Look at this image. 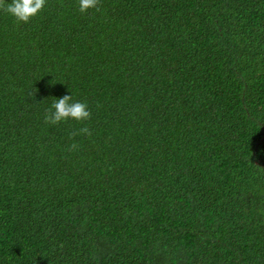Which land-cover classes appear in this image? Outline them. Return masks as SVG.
<instances>
[{
  "label": "trees",
  "instance_id": "trees-1",
  "mask_svg": "<svg viewBox=\"0 0 264 264\" xmlns=\"http://www.w3.org/2000/svg\"><path fill=\"white\" fill-rule=\"evenodd\" d=\"M98 7L0 10V264H264V0Z\"/></svg>",
  "mask_w": 264,
  "mask_h": 264
},
{
  "label": "clouds",
  "instance_id": "clouds-1",
  "mask_svg": "<svg viewBox=\"0 0 264 264\" xmlns=\"http://www.w3.org/2000/svg\"><path fill=\"white\" fill-rule=\"evenodd\" d=\"M47 0H0V10L13 16L16 21L27 23L29 20L41 12ZM99 0H78V7L81 13H85L88 9H96L99 11ZM35 90L29 93V96H34ZM91 111L86 102L75 100L72 93L65 94L60 98H54L51 107L44 113V122L50 125L59 124L62 121L69 119L75 121H86L90 119ZM83 134L91 136V130L85 126L78 130H73L68 133L69 138ZM78 144L72 143L69 145V151H76Z\"/></svg>",
  "mask_w": 264,
  "mask_h": 264
}]
</instances>
